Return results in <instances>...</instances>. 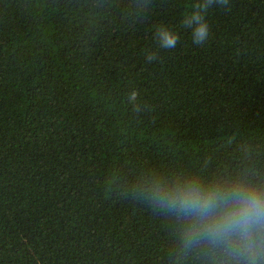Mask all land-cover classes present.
Returning a JSON list of instances; mask_svg holds the SVG:
<instances>
[{"label":"trees","instance_id":"trees-1","mask_svg":"<svg viewBox=\"0 0 264 264\" xmlns=\"http://www.w3.org/2000/svg\"><path fill=\"white\" fill-rule=\"evenodd\" d=\"M195 2L0 0V264H194L145 181L264 176V0L212 8L202 45Z\"/></svg>","mask_w":264,"mask_h":264},{"label":"clouds","instance_id":"clouds-1","mask_svg":"<svg viewBox=\"0 0 264 264\" xmlns=\"http://www.w3.org/2000/svg\"><path fill=\"white\" fill-rule=\"evenodd\" d=\"M228 0H196L182 21L192 42L204 44L210 35L208 12ZM155 38L164 50L180 41L176 31L158 26ZM148 60L155 54L148 53ZM139 93H129L130 102ZM139 105L136 111H139ZM149 202L174 226L181 259L194 264H264V176L250 171L208 175L203 171L153 174L142 188Z\"/></svg>","mask_w":264,"mask_h":264}]
</instances>
